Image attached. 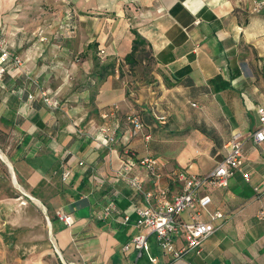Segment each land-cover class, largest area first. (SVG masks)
Returning <instances> with one entry per match:
<instances>
[{
	"label": "crops",
	"instance_id": "obj_1",
	"mask_svg": "<svg viewBox=\"0 0 264 264\" xmlns=\"http://www.w3.org/2000/svg\"><path fill=\"white\" fill-rule=\"evenodd\" d=\"M16 1L0 0V35L21 55L37 84L10 64L0 77V117L5 119L0 120V151L6 159L0 157V179L3 162L27 202H12L7 191L0 196V264H127L137 253L123 252L121 246L139 231L135 208L144 201L118 170L126 148L137 159L145 154V145L141 136H128L122 115L136 105L167 110L166 130L191 129L196 142L186 137L180 151H162V170L211 171L231 135L250 134L259 123L264 7L253 12V0H55L69 1V10L56 16L68 13L71 20L65 26L72 29L59 30L65 36L62 44L46 46L39 33L26 32L28 19H34L29 10L18 14L26 19L25 26L14 25ZM132 29L145 38L154 58L148 80L127 75L126 65L123 77L115 68L103 80L92 78V55L121 63L131 47ZM46 50L54 58L46 59ZM77 55L78 61L73 58ZM40 89L56 107L44 103ZM113 103L119 105L115 117L104 119L101 113ZM111 122L118 123V136L107 147L99 128ZM195 147L221 148V157ZM243 148L246 160L227 186L202 189L211 196L209 209L222 211L224 218L215 221L220 226L204 239L201 250L174 259L149 236L150 252L158 261L151 263L143 253L136 264H264V217H259L264 211V142L248 137ZM64 168L71 170L67 181L61 179ZM138 171L144 187L151 188L139 166H132L131 172ZM162 184L172 192L180 189L170 177ZM13 190L10 186L8 193ZM111 193L120 211L131 214L128 224L97 219ZM57 209L71 213L73 223L59 220ZM207 217L204 212L202 218ZM181 243L178 237L176 245Z\"/></svg>",
	"mask_w": 264,
	"mask_h": 264
},
{
	"label": "built area",
	"instance_id": "obj_2",
	"mask_svg": "<svg viewBox=\"0 0 264 264\" xmlns=\"http://www.w3.org/2000/svg\"><path fill=\"white\" fill-rule=\"evenodd\" d=\"M263 7L264 0H253L251 10L257 12ZM8 64L24 74L31 83L37 84L25 66L23 58L9 48L8 41L5 38L0 37V77L6 72ZM40 93L46 105L56 107V102L46 90L40 89ZM33 96L32 92L27 94L29 100H32ZM192 105H195V103H192ZM118 108L119 105L113 103L101 113V116L104 119L115 117ZM256 112L258 126L250 134H244L242 131L234 132L224 144V156L208 173L187 174L178 168L164 172L157 156L145 153L134 159L125 150L127 157L126 159L122 158L118 176L123 178L135 193L142 196L144 203L137 205L135 208L134 225L138 227L139 231L122 244L123 252L135 250L137 253L136 258L145 253L151 263H156L158 257L150 252L149 236L153 237L162 253L169 254L174 259L180 258L190 250L196 252L201 250L204 239L220 226L215 221L224 218L222 211L209 209L211 196L202 189L205 185L227 186L229 177L240 169L246 160L243 148L246 138L251 137L256 143L264 142V105L257 106ZM150 113L153 119L160 123H165L168 118L167 110L159 109L156 104L150 106ZM127 120L129 122L128 136H141L144 142H148L151 135L145 129V125L140 118L136 114H130ZM118 127L117 122L105 123L100 126L99 130L104 134V145L107 147L116 142ZM135 164L150 180L151 188L146 189L144 187V177L139 171L131 172L132 166ZM70 175L71 170L64 168L61 174L62 181H67ZM167 177L180 185L179 191L172 192L166 185L162 184V179ZM245 179L248 180V176H245ZM204 212L208 215L206 219L202 218ZM183 214H185V217ZM55 215L66 225H71L74 221L71 213L61 209H57ZM96 217L100 220L117 221L124 225L131 220L130 213L122 212L118 208L116 194L114 193L109 194L105 203L97 211ZM259 217H264V211H260ZM178 237H182V243L176 245ZM136 258L127 264H136ZM66 264L90 263L69 261Z\"/></svg>",
	"mask_w": 264,
	"mask_h": 264
},
{
	"label": "rangeland",
	"instance_id": "obj_3",
	"mask_svg": "<svg viewBox=\"0 0 264 264\" xmlns=\"http://www.w3.org/2000/svg\"><path fill=\"white\" fill-rule=\"evenodd\" d=\"M69 6H70L69 1L58 3L55 0H17L16 3H14L13 10H12L13 13H16V16H14L13 22H14V25L16 26H20V25L25 26V24H22V23L24 22L23 20H26V19L24 17L21 18V15H18V14H20L21 10H29L28 16H32L31 15L32 13L34 15L33 16L34 19L32 20V17L28 19L29 25L27 24V28L29 30L26 32L29 33L31 36L34 34L35 36L36 34L38 36V33H39L40 35L38 36V38L42 37L43 41L41 42L46 44V46H51L54 44H57V45L62 44L63 38H65V36L62 34H59V30L62 29L64 30L63 33L64 32L66 33L67 31L72 29V27L69 28L65 26V24H69L68 22H70L71 19H69L70 17L68 13L66 14L63 13L62 15L60 14V16H56V14H59L64 9L69 10ZM37 14L39 16H37ZM31 28H33V31L30 30ZM0 37L8 40L7 37L4 35H0ZM65 42L66 41L64 40V43ZM16 53L19 54L18 52ZM45 53H46V59L54 58V55L52 54L51 51L46 50ZM73 58L78 61L80 59V56L79 55L75 57L73 56ZM190 106L192 108L196 107L195 105H190ZM144 111L149 112V108H146ZM148 118H149V122H146V123H149V125L147 124L148 127H146L145 125V129L147 131L150 130L151 139L147 143L143 142V144L145 145L143 146L145 153L161 156L162 151H165L166 149H169V150L175 149V150L180 151L182 148H184L183 138L185 139L186 137L189 139V141L196 142L195 137H194L195 132L193 130L188 129L185 131L177 132V131H171L170 129L166 130V127L164 128L163 127H153L152 124L155 120L153 119L154 121L152 122L150 120V117ZM181 144L183 145L181 146ZM195 148H198L200 152L205 153L212 158L219 159L221 157V148H209V147H195ZM0 154L1 156L5 155V151L4 150L0 151ZM169 162L171 161L169 160ZM2 165L4 166L3 167L4 169H3L2 176L0 179V196L2 194H6L5 192L7 191L6 195H9L8 197L12 199V202H17L18 204L27 203L26 201L21 199L22 197L20 195H18L20 191L18 187H15L16 185H14L11 182V177L8 172L7 166L3 162H2ZM10 186H12L14 190L11 193H8ZM5 188L7 189L4 190Z\"/></svg>",
	"mask_w": 264,
	"mask_h": 264
},
{
	"label": "trees",
	"instance_id": "obj_4",
	"mask_svg": "<svg viewBox=\"0 0 264 264\" xmlns=\"http://www.w3.org/2000/svg\"><path fill=\"white\" fill-rule=\"evenodd\" d=\"M133 33L132 43L130 50L124 54L123 61L119 64L116 63L115 59L101 61L99 56L96 54L92 55L93 60V67L91 72V77H98L99 80H103L108 74H112L115 71V68L119 71V77H123L125 75V72L123 71L122 66L126 65V74L129 76H134L135 79L140 80H148L149 73L153 70L151 64L154 61L153 56L151 55V52L149 48L147 47V42L144 37H142L136 29L131 30ZM95 44H89L88 48L94 47ZM167 84V82L165 81ZM93 100V98H92ZM146 108H143L141 106L136 105L135 109L130 112H126L123 114V120H125V123L127 125V128L129 126V122L127 120L128 115L130 114H136L140 120L144 123V125H149V118L153 122V117L149 112L144 111ZM0 120H5L0 117ZM165 123L157 122L156 120L153 122V127H166ZM149 129V128H148ZM150 133V130L148 131ZM151 135V133H150ZM151 139V136H150ZM149 139V140H150ZM126 142V141H123ZM0 143H1V137H0ZM147 143V142H146ZM125 144V143H124ZM131 148H126V152L129 154L131 153ZM131 155V154H130ZM154 156H157L155 154H152ZM127 154L124 153L123 158L126 159ZM158 157V156H157Z\"/></svg>",
	"mask_w": 264,
	"mask_h": 264
},
{
	"label": "water",
	"instance_id": "obj_5",
	"mask_svg": "<svg viewBox=\"0 0 264 264\" xmlns=\"http://www.w3.org/2000/svg\"><path fill=\"white\" fill-rule=\"evenodd\" d=\"M0 157H1L3 160L6 161V159H4V157L1 156V154H0ZM9 169H10V171H12V167H11L10 165H9ZM11 179H12V182H13V183L16 182L15 176H14V174H12V173H11Z\"/></svg>",
	"mask_w": 264,
	"mask_h": 264
}]
</instances>
